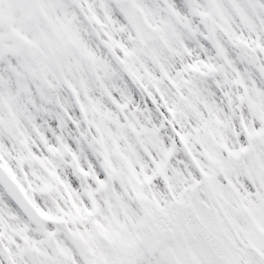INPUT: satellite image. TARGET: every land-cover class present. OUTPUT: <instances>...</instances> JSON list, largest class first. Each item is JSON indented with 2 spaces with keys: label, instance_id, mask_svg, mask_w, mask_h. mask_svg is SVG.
Returning <instances> with one entry per match:
<instances>
[{
  "label": "snow or ice",
  "instance_id": "snow-or-ice-1",
  "mask_svg": "<svg viewBox=\"0 0 264 264\" xmlns=\"http://www.w3.org/2000/svg\"><path fill=\"white\" fill-rule=\"evenodd\" d=\"M0 264H264V0H0Z\"/></svg>",
  "mask_w": 264,
  "mask_h": 264
}]
</instances>
